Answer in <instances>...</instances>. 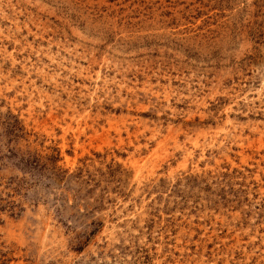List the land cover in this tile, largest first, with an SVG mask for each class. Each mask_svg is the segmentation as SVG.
Here are the masks:
<instances>
[{"label":"rangeland","instance_id":"obj_1","mask_svg":"<svg viewBox=\"0 0 264 264\" xmlns=\"http://www.w3.org/2000/svg\"><path fill=\"white\" fill-rule=\"evenodd\" d=\"M0 264H264V0H0Z\"/></svg>","mask_w":264,"mask_h":264}]
</instances>
